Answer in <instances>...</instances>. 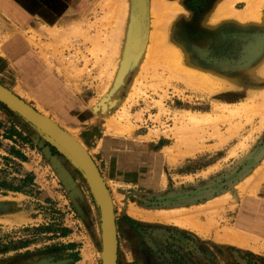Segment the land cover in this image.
Here are the masks:
<instances>
[{
	"label": "rangeland",
	"instance_id": "obj_1",
	"mask_svg": "<svg viewBox=\"0 0 264 264\" xmlns=\"http://www.w3.org/2000/svg\"><path fill=\"white\" fill-rule=\"evenodd\" d=\"M16 3L39 14L24 34L79 112L54 122L107 184L120 264H264V0ZM30 127L37 181L0 199V264H71L48 229L101 233L99 207Z\"/></svg>",
	"mask_w": 264,
	"mask_h": 264
},
{
	"label": "crops",
	"instance_id": "obj_2",
	"mask_svg": "<svg viewBox=\"0 0 264 264\" xmlns=\"http://www.w3.org/2000/svg\"><path fill=\"white\" fill-rule=\"evenodd\" d=\"M16 1L0 0V17L6 33L0 51V84L37 111L51 115L53 121H56L55 119L70 121L69 117L75 115L78 117L79 112H72L70 115L66 89L61 85L54 70L50 68L48 71L43 68L39 53L31 47L24 34L27 32L26 29L31 27V18H36L39 14L22 7ZM71 105L75 107L74 103ZM72 110L74 111V108ZM30 126L17 113L0 102V199L21 195V184L23 189H35L37 179L33 154L37 151V144L34 143V137L30 136L32 133ZM37 136L39 139L40 135ZM52 151H55L54 146L49 145L41 152L52 157ZM1 181L11 182L5 184ZM48 230L49 235L58 236V240L67 244L65 247L67 253L77 256L71 260V264L99 263L98 250L102 252V232L100 233L98 228L94 230L93 235L85 225L82 226V223L78 227L70 228L54 224ZM89 253L91 257L86 256Z\"/></svg>",
	"mask_w": 264,
	"mask_h": 264
},
{
	"label": "water",
	"instance_id": "obj_3",
	"mask_svg": "<svg viewBox=\"0 0 264 264\" xmlns=\"http://www.w3.org/2000/svg\"><path fill=\"white\" fill-rule=\"evenodd\" d=\"M0 102L17 113L43 136L61 148L89 182L100 211L102 264H118V232L113 201L107 184L95 161L85 148L53 120L0 84Z\"/></svg>",
	"mask_w": 264,
	"mask_h": 264
},
{
	"label": "bare ground",
	"instance_id": "obj_4",
	"mask_svg": "<svg viewBox=\"0 0 264 264\" xmlns=\"http://www.w3.org/2000/svg\"><path fill=\"white\" fill-rule=\"evenodd\" d=\"M165 8H166V9L168 8L169 10H172L173 6L168 7L167 5H165ZM169 52H172V53H173V52H174V49H171V48H170V49H169ZM172 53H171V54H172ZM110 105H111V104H110ZM112 105H115V103H112ZM100 108H101L103 111H105V112L107 111V108H108V100H107L106 98L100 103ZM41 110H42V109H41ZM41 110H40V111H41ZM122 131H123V130H122ZM122 131H121V132H122ZM72 136H73V134H72ZM75 136H76V135H75ZM74 139H75V138H74Z\"/></svg>",
	"mask_w": 264,
	"mask_h": 264
},
{
	"label": "built area",
	"instance_id": "obj_5",
	"mask_svg": "<svg viewBox=\"0 0 264 264\" xmlns=\"http://www.w3.org/2000/svg\"><path fill=\"white\" fill-rule=\"evenodd\" d=\"M5 39H6V33H5L4 26H3V20L0 17V51L2 49ZM71 55H74V53Z\"/></svg>",
	"mask_w": 264,
	"mask_h": 264
}]
</instances>
